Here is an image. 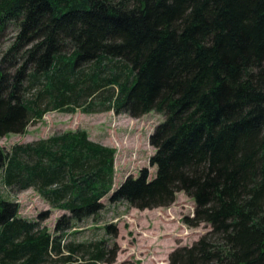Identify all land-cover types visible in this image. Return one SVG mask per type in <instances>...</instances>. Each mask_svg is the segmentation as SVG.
<instances>
[{
  "label": "trees",
  "instance_id": "obj_1",
  "mask_svg": "<svg viewBox=\"0 0 264 264\" xmlns=\"http://www.w3.org/2000/svg\"><path fill=\"white\" fill-rule=\"evenodd\" d=\"M0 137L52 111L162 115L154 153L113 188L115 148L85 130L5 151L3 184L62 210L50 232L0 197V264H111L110 238L63 244L101 199L139 210L194 204L209 230L167 264H264V0H0ZM106 234H115L113 224Z\"/></svg>",
  "mask_w": 264,
  "mask_h": 264
},
{
  "label": "rangeland",
  "instance_id": "obj_2",
  "mask_svg": "<svg viewBox=\"0 0 264 264\" xmlns=\"http://www.w3.org/2000/svg\"><path fill=\"white\" fill-rule=\"evenodd\" d=\"M14 36L12 29L0 34V50L5 49ZM163 120L162 115L149 112L139 118L113 111L85 114L52 111L40 121L29 124L22 134H8L0 137V146L5 150L17 143H27L67 131L85 130L88 137L105 146L115 148L113 188L128 176L136 177L146 168L153 177L155 167L149 164L154 148L149 136L155 126ZM0 197L19 205L18 214L27 219H37L47 212L41 221L52 232L56 219L64 211L56 210L43 200L33 189L16 192L6 187L1 179ZM110 194L101 199L103 209L96 217L74 224L63 244L87 242L110 238L118 246L115 261L111 264H167L168 255L179 246H190L209 230L208 225L190 227L183 224V218L193 213V201L183 192L176 194L175 201L168 207L139 210L123 201L111 202ZM113 224L115 234H106L105 226ZM105 264V263H101Z\"/></svg>",
  "mask_w": 264,
  "mask_h": 264
}]
</instances>
